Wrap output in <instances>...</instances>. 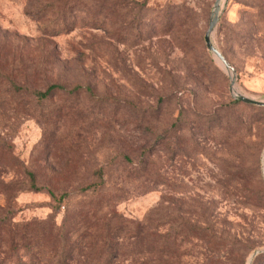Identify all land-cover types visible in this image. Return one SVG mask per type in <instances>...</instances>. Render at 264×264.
Wrapping results in <instances>:
<instances>
[{
    "label": "rangeland",
    "instance_id": "374dc122",
    "mask_svg": "<svg viewBox=\"0 0 264 264\" xmlns=\"http://www.w3.org/2000/svg\"><path fill=\"white\" fill-rule=\"evenodd\" d=\"M215 2L103 0L88 26L102 2L85 0L54 36V0H0V264L32 263L14 233L51 245L72 223L91 244L113 216L186 232L181 257L150 264H248L264 250V108L234 98L206 47ZM213 41L236 90L264 102V0H226ZM12 81L64 90L38 101Z\"/></svg>",
    "mask_w": 264,
    "mask_h": 264
},
{
    "label": "trees",
    "instance_id": "16d2710c",
    "mask_svg": "<svg viewBox=\"0 0 264 264\" xmlns=\"http://www.w3.org/2000/svg\"><path fill=\"white\" fill-rule=\"evenodd\" d=\"M54 1L59 7L58 15L54 20L62 21L61 25L63 26L60 31H56L54 36H57L61 34L60 32L66 26V20L70 18V16L64 17L65 14L72 13L73 6L75 4L81 5L85 0ZM98 1L102 2L99 8L95 6V8L89 7V9H87L90 16L86 19L85 24L88 26H95L98 22V16L103 15V0ZM84 7L87 8V4H85ZM70 30H72V28ZM0 77L2 76L0 75ZM9 90H12L13 94L30 92L38 101H44L56 92L64 90V88L59 85H51L45 91H30L24 86L16 85V83L12 81L9 83ZM77 90H80V88ZM233 104H238V102L233 101ZM219 124L222 126L221 120ZM29 182L30 190L37 192L42 190L37 186L35 177L32 174L29 175ZM93 187H97V185L85 188L83 192L87 193ZM50 194L56 199V196L52 192H50ZM76 226L77 225L74 226L72 223H65L58 227V233L54 235L51 245L50 236L35 235L26 237L27 235L25 236L24 234L23 236L21 232L17 236H15L14 233L13 235L15 238L13 239L12 246H14L15 249L21 246V248L23 247L31 252V264H84L88 262L92 264H117L120 259H124L128 256H134L135 259L140 256L147 257V259L141 263L150 264L149 257L155 254L160 257H181V255L184 254V252H182L183 245L187 242L183 240L184 238L181 240L179 239L183 234H186L180 227H175V229H173L174 235L170 233L158 234L151 224H149V226L137 225L131 228V225L123 221L120 216H113L107 219V221L104 222V226L95 232V235H97L96 241L91 244L86 241V234H80L73 239L72 234ZM191 232L193 233L195 231L192 230ZM16 237H20L21 241H25L26 243L17 241ZM33 248L35 249V253H33Z\"/></svg>",
    "mask_w": 264,
    "mask_h": 264
},
{
    "label": "water",
    "instance_id": "95a60500",
    "mask_svg": "<svg viewBox=\"0 0 264 264\" xmlns=\"http://www.w3.org/2000/svg\"><path fill=\"white\" fill-rule=\"evenodd\" d=\"M225 4H226V0H216V2H215L214 9H213V12L211 15V20L209 23V28L205 34L206 47H207L208 51L211 52L215 56L218 63L220 65L222 64L225 67V69L227 70V73L228 74L231 73V75L229 74V76L231 78V90H232V93L234 95V98L237 101L242 102L246 105L264 108V102L263 101H258V100H255L253 98L242 95L240 92H238L236 90L237 75L235 73V70L230 65V63L227 61V59L225 58L223 53L214 44L213 38H214V35L216 33L217 27L219 25ZM261 254H264V250L254 252L252 254L248 264H251L252 260Z\"/></svg>",
    "mask_w": 264,
    "mask_h": 264
},
{
    "label": "bare ground",
    "instance_id": "6f19581e",
    "mask_svg": "<svg viewBox=\"0 0 264 264\" xmlns=\"http://www.w3.org/2000/svg\"><path fill=\"white\" fill-rule=\"evenodd\" d=\"M225 68V67H224Z\"/></svg>",
    "mask_w": 264,
    "mask_h": 264
}]
</instances>
